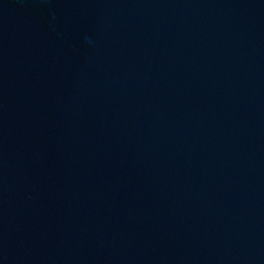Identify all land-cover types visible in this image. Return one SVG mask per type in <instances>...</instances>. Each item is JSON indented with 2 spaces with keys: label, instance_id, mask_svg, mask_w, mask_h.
Masks as SVG:
<instances>
[{
  "label": "water",
  "instance_id": "95a60500",
  "mask_svg": "<svg viewBox=\"0 0 264 264\" xmlns=\"http://www.w3.org/2000/svg\"><path fill=\"white\" fill-rule=\"evenodd\" d=\"M0 264H264V0H0Z\"/></svg>",
  "mask_w": 264,
  "mask_h": 264
}]
</instances>
